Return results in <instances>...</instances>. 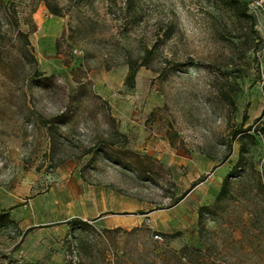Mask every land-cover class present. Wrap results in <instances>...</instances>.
I'll use <instances>...</instances> for the list:
<instances>
[{
  "label": "rangeland",
  "instance_id": "obj_1",
  "mask_svg": "<svg viewBox=\"0 0 264 264\" xmlns=\"http://www.w3.org/2000/svg\"><path fill=\"white\" fill-rule=\"evenodd\" d=\"M0 1V194L17 220L0 222V264H264V140L247 155L259 180L219 204L224 177L208 186L238 159L243 115L264 113L263 16L246 0H137L122 19L121 0H49L60 16Z\"/></svg>",
  "mask_w": 264,
  "mask_h": 264
},
{
  "label": "trees",
  "instance_id": "obj_2",
  "mask_svg": "<svg viewBox=\"0 0 264 264\" xmlns=\"http://www.w3.org/2000/svg\"><path fill=\"white\" fill-rule=\"evenodd\" d=\"M43 1L45 3L46 8L48 9V11L55 16H60V9L58 5L53 6L51 4V2L49 0H40ZM108 2V7H111L112 5H116L117 1L116 0H106ZM123 2V6L120 7V11L121 13H117L119 19H122L123 16H125L127 14V12H129L130 10H132L133 15H136V10H137V6L138 2L137 0H121ZM220 2L223 5H226L228 7L232 6L233 0H220ZM10 6V3H7L3 6L2 2L0 1V7H8ZM14 11V16H13V21L14 23H17V12L13 9ZM0 23H5L6 25L8 24L7 22V13L5 10H3L2 12H0ZM123 15V16H122ZM248 18H251V16H247ZM12 22V23H13ZM0 33H1V28H0ZM17 34L19 37H22L24 39H26L24 37V34L17 30ZM152 54V49L150 47H146L144 49V53L141 56V60L140 62L137 61H133L130 60L127 62V65L129 67V75L127 77V84L132 86V83L134 82L135 79V75L138 71V69L142 66H147L148 65V61L150 60ZM36 76H41L40 72H35ZM248 120V115L245 113L243 115L242 118V124L233 129L230 133V138L234 141H237L239 143V151H238V159L236 161V163L230 168V170L228 171V173L225 175L221 187H220V191L216 197V204H219L223 198H225L229 191H228V186L230 184V181L232 179L235 178H241L242 176L246 175L250 178H254V179H258L259 178V174L256 170V165L247 157L249 150L251 147L256 145L257 142V138L261 137L264 140V113L263 116H260L259 118L256 119V121L248 126H244V123ZM231 154V147H229L228 150V154L223 158L222 161H226L229 156ZM259 180V179H258ZM204 181V179H200L199 181H195L191 188L184 191L180 196H178L172 206L177 205L180 201H182L187 195L188 193L191 191V189H193L194 187H196L198 185L199 182ZM260 186V192L263 194L264 193V188L263 186H261V184H259ZM212 210L207 207V206H202L199 208L198 211V225L200 227V233L202 236V232L205 230L204 226H203V220L204 217L207 213H210ZM251 215H253L251 213ZM5 219V220H10L9 218V214L8 213H3L0 215V222ZM65 224H67L69 226L70 229V234L73 235L74 234V230H75V225L79 224V223H83L80 219L74 218V219H70L67 220L66 222H64ZM63 223H59V224H55V225H60Z\"/></svg>",
  "mask_w": 264,
  "mask_h": 264
},
{
  "label": "crops",
  "instance_id": "obj_3",
  "mask_svg": "<svg viewBox=\"0 0 264 264\" xmlns=\"http://www.w3.org/2000/svg\"><path fill=\"white\" fill-rule=\"evenodd\" d=\"M133 123V122H131ZM228 173V168H226L224 165L220 166V167H217L215 168V171L214 173L212 174L211 176V181L209 182L208 186H209V189H210V192L212 190H214L216 188V184L219 183V181L225 177V175ZM215 179H217V182L215 181ZM204 182V181H203ZM201 182V183H203ZM11 193L9 192L8 189H4L2 191V193L0 194V213L2 212L3 213H8L9 214V205L12 203V198H11ZM181 202V201H180ZM179 204V203H178ZM108 217H110L109 215H103L101 217H96V221H103V220H106L108 219ZM9 218L11 221H17L15 220L13 214L9 215ZM17 219V218H16ZM67 220H70V218H67L65 220H63L61 223L63 224H60L58 225L59 227H61V231L64 233V234H67L69 233L70 229H69V226L67 224H65L64 222H66ZM112 221V220H111ZM111 221L109 223H111ZM106 223V222H105ZM104 227H112V224L109 225V224H106V225H103ZM161 227V226H160Z\"/></svg>",
  "mask_w": 264,
  "mask_h": 264
},
{
  "label": "built area",
  "instance_id": "obj_4",
  "mask_svg": "<svg viewBox=\"0 0 264 264\" xmlns=\"http://www.w3.org/2000/svg\"><path fill=\"white\" fill-rule=\"evenodd\" d=\"M247 7L249 9L253 8V12L256 14L257 12L259 15L264 17V0H246ZM156 238L158 239L159 236L157 235Z\"/></svg>",
  "mask_w": 264,
  "mask_h": 264
},
{
  "label": "bare ground",
  "instance_id": "obj_5",
  "mask_svg": "<svg viewBox=\"0 0 264 264\" xmlns=\"http://www.w3.org/2000/svg\"><path fill=\"white\" fill-rule=\"evenodd\" d=\"M215 181L217 182V179H215Z\"/></svg>",
  "mask_w": 264,
  "mask_h": 264
}]
</instances>
